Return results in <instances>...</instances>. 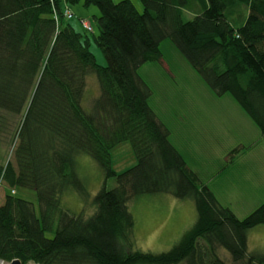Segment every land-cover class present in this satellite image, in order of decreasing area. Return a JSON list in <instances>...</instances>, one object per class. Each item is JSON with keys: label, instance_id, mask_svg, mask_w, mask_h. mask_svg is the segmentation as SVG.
Segmentation results:
<instances>
[{"label": "trees", "instance_id": "16d2710c", "mask_svg": "<svg viewBox=\"0 0 264 264\" xmlns=\"http://www.w3.org/2000/svg\"><path fill=\"white\" fill-rule=\"evenodd\" d=\"M55 2L58 21L50 0H0V112L22 116L14 163H0V185L7 188L0 261L228 264L217 254L223 248L236 264H264V252H248L247 236L264 226V203L239 219L218 202L171 142L138 74L163 59L169 39L214 94L231 95L264 134V0H141L143 12L132 0H85L99 11L98 35L93 23L92 32L83 26L77 32ZM91 35L107 66L97 63ZM90 74L99 93L88 111ZM123 142L131 143L137 164L117 173L111 152ZM79 155L90 156L117 183L95 195L88 218L61 205L69 190L85 195ZM19 187L37 193L39 216L33 203L16 197ZM161 193L192 200L196 223L170 251L124 252L135 225L128 202Z\"/></svg>", "mask_w": 264, "mask_h": 264}, {"label": "rangeland", "instance_id": "374dc122", "mask_svg": "<svg viewBox=\"0 0 264 264\" xmlns=\"http://www.w3.org/2000/svg\"><path fill=\"white\" fill-rule=\"evenodd\" d=\"M113 1L118 3L122 0ZM132 2L143 12L141 0ZM68 5L75 15L70 21L75 30L83 33L80 19H86L94 24L98 35L95 22V17L99 16L98 9L85 5V0H69ZM184 18L191 20L193 15L186 12ZM90 38L97 63L107 66L93 35ZM162 49V60L146 63L138 70L151 89L150 106L202 184L210 188L221 205L232 209L239 219H244L264 203V134L231 95H215L169 39L162 43ZM85 91L87 96L83 107L89 111L93 97L99 93L94 74L87 77ZM21 125L22 116L0 112V163L3 165L14 163L13 152L18 144ZM111 156L113 170L117 173L137 164L130 142L119 144ZM76 159L85 195L69 190L60 196L61 205L73 213H84L88 218L95 212L92 205L95 195L103 187L114 189L117 183L113 178L106 180L102 169L90 156L79 155ZM6 193L3 182L0 185V204ZM16 197L33 203L37 215H40L34 190L16 188ZM128 207L135 225L131 243L122 242L127 253L170 251L197 221L194 202L180 200L170 194L144 195L129 201ZM47 236L53 238L54 233H47ZM247 236L250 254L264 252V226L249 230ZM217 254L228 264H236L225 249L218 248Z\"/></svg>", "mask_w": 264, "mask_h": 264}, {"label": "built area", "instance_id": "2783aa9c", "mask_svg": "<svg viewBox=\"0 0 264 264\" xmlns=\"http://www.w3.org/2000/svg\"><path fill=\"white\" fill-rule=\"evenodd\" d=\"M50 1H51L52 8H53L54 19L56 21H58L59 16H60L58 7L56 6L55 0H50ZM60 1L62 2L61 11H62L64 17L68 20L73 19L75 15H74L72 9L70 8V6L67 4L66 0H60ZM80 21H81V24L85 30H88L90 32L93 31V26H92L91 22H89L86 19H80ZM1 262H2V264H9V263H5L4 261H1Z\"/></svg>", "mask_w": 264, "mask_h": 264}, {"label": "water", "instance_id": "95a60500", "mask_svg": "<svg viewBox=\"0 0 264 264\" xmlns=\"http://www.w3.org/2000/svg\"><path fill=\"white\" fill-rule=\"evenodd\" d=\"M10 264H23L20 260H14Z\"/></svg>", "mask_w": 264, "mask_h": 264}]
</instances>
